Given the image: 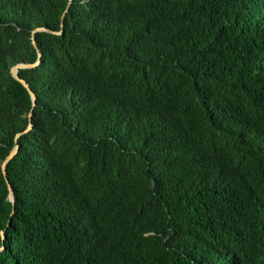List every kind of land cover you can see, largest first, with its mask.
<instances>
[{"label": "trees", "instance_id": "16d2710c", "mask_svg": "<svg viewBox=\"0 0 264 264\" xmlns=\"http://www.w3.org/2000/svg\"><path fill=\"white\" fill-rule=\"evenodd\" d=\"M68 3L0 0V264H264V0Z\"/></svg>", "mask_w": 264, "mask_h": 264}, {"label": "water", "instance_id": "95a60500", "mask_svg": "<svg viewBox=\"0 0 264 264\" xmlns=\"http://www.w3.org/2000/svg\"><path fill=\"white\" fill-rule=\"evenodd\" d=\"M72 1L73 0H69V3H68L66 11L70 7ZM64 17H65V12L62 15L63 19H64ZM63 27H64V25L62 24L61 31H53V30H50V29L45 28V27L36 28L33 31L32 41H33V44H34L35 48L38 50V59L34 63L20 62V63L16 64L15 66H13L12 69H11L12 76L15 79H17L19 82H21L27 88V90L29 91V93H30V95L32 97V100H33V107L36 105V98H37L36 93H35V91H33V89L31 88L30 84L28 83V81L20 76L19 70L20 69H26V68H33V67L38 66L41 63L42 53H41V51H40V49L38 47V44H37V41H36V38H35V33L37 31H48V32H52V33H55V34H61V33H63ZM31 117H32V111L29 114L30 124H29L28 128L25 130V132H28L33 127L32 122H31ZM19 136H20V134H18L17 137H16L15 147L11 150V152L7 155V157L1 162V168H2V171H3L4 177L6 179V182L8 184V188H9L8 200L13 203V206L15 204V194H14L13 187H12V185H11V183L9 181L8 175H7V165L10 162V160L13 159L17 155V153L19 152V149H20V146H19V143H18V137ZM13 213H14V208H13L12 214ZM2 234H3V238H4V233L2 232ZM3 249H4V246H1L0 247V251L3 250Z\"/></svg>", "mask_w": 264, "mask_h": 264}]
</instances>
